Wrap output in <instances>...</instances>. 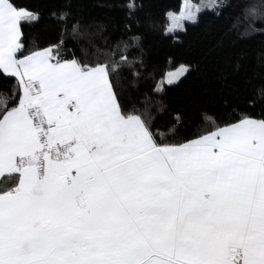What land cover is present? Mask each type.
<instances>
[{
  "label": "snow or ice",
  "instance_id": "6c2138e0",
  "mask_svg": "<svg viewBox=\"0 0 264 264\" xmlns=\"http://www.w3.org/2000/svg\"><path fill=\"white\" fill-rule=\"evenodd\" d=\"M168 16L169 32L197 18ZM36 18L0 0V71L21 93L0 114V175H19L0 192V264H264V119L158 143L113 90L118 64L17 58Z\"/></svg>",
  "mask_w": 264,
  "mask_h": 264
},
{
  "label": "trees",
  "instance_id": "16d2710c",
  "mask_svg": "<svg viewBox=\"0 0 264 264\" xmlns=\"http://www.w3.org/2000/svg\"><path fill=\"white\" fill-rule=\"evenodd\" d=\"M182 1L12 0L37 17L21 23L24 47L17 57L52 48L62 60L118 64L110 75L113 90L126 110L145 115L158 143H185L244 115L264 119L258 91L264 84V0H192L204 5L196 20L168 33L167 13ZM128 3L142 7L129 15ZM182 63L187 72L162 84ZM20 94L17 78L0 71V114L4 103L15 107ZM18 181V174H4L0 192Z\"/></svg>",
  "mask_w": 264,
  "mask_h": 264
},
{
  "label": "rangeland",
  "instance_id": "374dc122",
  "mask_svg": "<svg viewBox=\"0 0 264 264\" xmlns=\"http://www.w3.org/2000/svg\"><path fill=\"white\" fill-rule=\"evenodd\" d=\"M204 2L208 4V3H211L212 1L211 0H205ZM182 6L184 8L185 15L189 11H191L192 13H194L196 15V17H197V13H198L197 9H199V11H200L204 7V5H202L200 2H195L192 0H183L180 9L178 11H169L167 13V16L169 13H173L176 16H179L181 13ZM178 22L183 25L182 28H176L174 31H171V32L167 31V29L169 28V26L172 23V21L169 19V16H168V23L166 25L165 31L168 33H175L178 30H183L186 23L194 22V21L188 20V19H181ZM184 68H186L188 70L189 66L187 64L182 63V64H179L172 69H169L162 79V84H171V83H168L169 80H172L173 81L172 83L177 82L187 72V71L183 70Z\"/></svg>",
  "mask_w": 264,
  "mask_h": 264
},
{
  "label": "crops",
  "instance_id": "0c3cea01",
  "mask_svg": "<svg viewBox=\"0 0 264 264\" xmlns=\"http://www.w3.org/2000/svg\"><path fill=\"white\" fill-rule=\"evenodd\" d=\"M20 9H24V8H20ZM44 49H46V48H44ZM44 49H40V50H37V51H41V50H44ZM32 53V52H31ZM31 53H29V54H31ZM29 54H27V55H29ZM17 58H21V57H17ZM205 135H207V134H205ZM204 136V135H203ZM199 138V137H198ZM197 139V138H196ZM195 140V139H194ZM6 174V173H5ZM3 175H0V178L2 177Z\"/></svg>",
  "mask_w": 264,
  "mask_h": 264
}]
</instances>
